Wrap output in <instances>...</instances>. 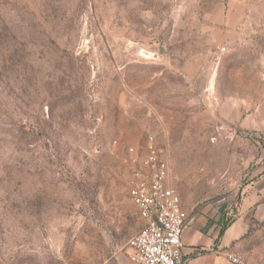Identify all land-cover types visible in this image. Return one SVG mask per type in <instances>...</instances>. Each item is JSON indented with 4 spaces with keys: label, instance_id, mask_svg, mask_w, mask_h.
Masks as SVG:
<instances>
[{
    "label": "rangeland",
    "instance_id": "1",
    "mask_svg": "<svg viewBox=\"0 0 264 264\" xmlns=\"http://www.w3.org/2000/svg\"><path fill=\"white\" fill-rule=\"evenodd\" d=\"M149 134L212 248L264 190V0H0V264L130 257ZM256 205L239 264H264Z\"/></svg>",
    "mask_w": 264,
    "mask_h": 264
},
{
    "label": "built area",
    "instance_id": "2",
    "mask_svg": "<svg viewBox=\"0 0 264 264\" xmlns=\"http://www.w3.org/2000/svg\"><path fill=\"white\" fill-rule=\"evenodd\" d=\"M130 152L135 168L129 193L143 223L128 242L130 258L136 264H186L183 234L189 215L170 181L168 146L149 134L143 154L135 147ZM230 257L240 262L238 257Z\"/></svg>",
    "mask_w": 264,
    "mask_h": 264
},
{
    "label": "crops",
    "instance_id": "3",
    "mask_svg": "<svg viewBox=\"0 0 264 264\" xmlns=\"http://www.w3.org/2000/svg\"><path fill=\"white\" fill-rule=\"evenodd\" d=\"M245 201L241 214L224 229L223 234L220 236L219 243L212 248L208 247L211 245L208 243L205 247H201V249L204 250L201 251L198 245L192 242L193 239H197V235H192L189 230H184L183 240L185 243V253L187 254L186 264H239L232 261L230 256L233 254L230 253L228 248L247 232L249 222L246 220V210L250 208L251 205L257 204V215L264 217V190H262L261 194L257 193L255 196H248ZM219 219L220 218L217 219V222ZM118 264L136 263L133 262L130 257H125L121 258Z\"/></svg>",
    "mask_w": 264,
    "mask_h": 264
},
{
    "label": "trees",
    "instance_id": "4",
    "mask_svg": "<svg viewBox=\"0 0 264 264\" xmlns=\"http://www.w3.org/2000/svg\"><path fill=\"white\" fill-rule=\"evenodd\" d=\"M138 216H139V215H138ZM226 227H227V226H226ZM226 227H225V228H226ZM223 232H224V231H223Z\"/></svg>",
    "mask_w": 264,
    "mask_h": 264
}]
</instances>
